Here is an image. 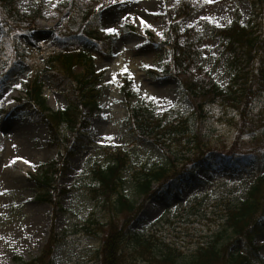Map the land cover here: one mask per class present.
<instances>
[{"label": "rangeland", "instance_id": "obj_1", "mask_svg": "<svg viewBox=\"0 0 264 264\" xmlns=\"http://www.w3.org/2000/svg\"><path fill=\"white\" fill-rule=\"evenodd\" d=\"M70 1L19 0L23 19L9 21L11 27L5 26L0 16V42L5 45V56L0 54V109L4 110L0 114V264H25L38 259L51 241L53 248L47 250L43 264H102L103 242L111 232L118 234L120 242L115 264H150L167 244L190 255L219 235L227 257L244 248L239 234L225 232L224 215L227 208L247 198L257 176L264 174V94L246 98L239 110L217 102L205 103V116L201 117L196 106L203 98L186 89L185 82L195 79L203 85L212 81L228 88L233 71L225 48L227 39L207 32V27H225L236 20L249 24L250 0H191L200 9L181 18L180 26L196 32L192 39L195 60L189 69L177 72H165L168 50L158 43L167 38L182 0H80L100 12L95 22L86 23L89 30L97 31L94 38L100 41L106 35L116 37L114 54L95 53V70L103 72L98 82L101 108L82 111L88 114L87 131L93 143L77 142L75 134L63 126L65 142L54 145L48 125L38 120L40 116H34L37 110L27 100L31 65L15 55L35 49L48 55L60 45L59 39L80 32L79 10L84 5L69 12L75 5V0ZM4 3L1 0L3 7ZM142 10L143 16L135 12ZM125 23H131L136 31H125ZM19 24L28 27H21L25 30L21 31L17 29ZM107 27L115 28L117 34L107 32ZM84 37L80 40L92 52L97 40ZM181 41L187 43L186 36ZM145 65L162 72L147 71ZM74 72L83 76V63L77 64ZM41 78L51 110L65 109L69 105L65 89L55 91L48 76L43 74ZM126 79L136 95L129 101L124 92ZM140 104L150 105L156 115L167 114L165 122L191 116L190 132L182 144L167 142L164 146L150 139H134L126 124L128 106ZM103 147L122 148L128 155L122 169L124 191L134 202L133 210L115 208V195L110 201L93 196L92 187L98 183L94 170L112 163L111 154ZM23 152L28 158L22 156ZM230 154L240 157L241 162L227 166L223 159ZM202 155L215 161L213 175L203 173L202 164L195 170V177L181 181L180 173L200 162ZM52 162L58 171L54 175L58 189L69 190L60 197V206L37 199L33 178L44 174L48 166L42 168L43 164ZM162 168L183 184L180 194L169 196L159 182L149 194L135 192L137 177ZM139 233L141 237H137ZM145 238L152 242L148 250L142 244ZM255 243L264 257V233L256 237Z\"/></svg>", "mask_w": 264, "mask_h": 264}, {"label": "trees", "instance_id": "obj_2", "mask_svg": "<svg viewBox=\"0 0 264 264\" xmlns=\"http://www.w3.org/2000/svg\"><path fill=\"white\" fill-rule=\"evenodd\" d=\"M252 6V18L248 25H244L239 21L233 22L232 25L222 28L218 26H210L208 32L214 35H222L228 38L226 50L230 52V67L233 70V76L227 90L220 88L216 83L209 82L201 84L196 80L185 82L186 89L196 94L198 90L203 91L200 94L204 102L200 103L196 110L202 116L205 111V103H219L227 108H240V105L245 102L246 98L252 99L254 95L264 94V0H250ZM7 10V19L14 20L20 15V11L15 0H7L4 3ZM181 12H194L189 2H184L179 9ZM83 24L93 23L98 19L99 14L92 16V11H81ZM89 20V22H87ZM70 26V24H69ZM126 26H129L126 25ZM129 29L134 31L133 27ZM87 32V29H85ZM97 34L94 29L90 30V34ZM169 42H164L160 46L168 50L170 61L166 62V72H170L171 68L176 70L188 69L195 60V47L192 39L194 34L188 32L182 33L180 27H173ZM187 36V43L182 44L181 37ZM75 36H68V42L61 40L59 49L44 54L42 60L39 56L32 55V59L36 60V66L45 71L51 84L57 88H64L65 95L69 106L62 111H52L43 96L44 83L41 81L40 73L37 72L33 80V86L28 92V102L32 107L36 108L34 116L41 117L43 122H46L50 130L52 144L63 145L65 138L62 137L61 126L65 125L71 129L79 143H92L87 132L83 129L87 127V121L83 117L82 111L84 108L90 111H96L100 108V99L102 91L98 88V82L101 73H97L96 59L97 55L89 52L81 40L75 39ZM71 41V43H69ZM113 42L111 38H101L99 41V51L105 54L113 53ZM69 46H75L78 50L74 53L64 52ZM86 68V73L83 76L77 75L74 72L75 65L81 64ZM156 71V70H155ZM154 71V73H155ZM125 93L130 98L134 97V93L128 90V85L125 87ZM249 99V100H250ZM129 115L126 119V124L129 132L134 139L145 140L150 139L160 145L167 146V142H172L175 145L182 144L186 134L190 132L191 116H181L180 118L164 122L165 117L158 116L154 113L150 105H133L128 106ZM239 110V109H238ZM112 153V163L107 167L99 166L94 170L97 185L92 187L94 197H104L111 200L115 195V208L118 210L134 209V202L130 201L125 190L124 168L127 162L128 155L123 150L105 149ZM123 152V153H121ZM203 168L210 169L212 159H207L206 156L200 157ZM55 162L49 164L44 174L34 178L37 186V199L42 202H48L54 206H60V197L68 192L65 189H58L57 179L55 174L57 169H54ZM195 165L192 169L196 170ZM164 169V168H162ZM190 171L180 173L183 178ZM193 173V172H192ZM135 192L145 195L152 190L154 183L159 182L161 187H166L167 192L179 190V182L175 177L168 174V170H151L147 171L136 179ZM91 187V186H90ZM160 187V186H159ZM224 219L226 222L225 232L231 230L239 234L243 241L244 248L233 252L227 257L226 252L222 249L220 242L221 235L217 240L203 243L192 254L187 255L180 251L179 248H173L170 244L164 246L160 254L153 257L150 264H264V257L259 254V249L254 246V239L264 232V225L261 221L264 218V175L259 176L254 185L251 187L247 198L239 204L226 209ZM262 219V220H261ZM144 240L145 250L150 248L152 242ZM163 242V241H162ZM120 242L118 234L111 232L103 242V257L102 264H115L114 258H117V253L120 250ZM163 244H166L163 242ZM55 246V245H54ZM52 241L46 246V250L38 259L26 262L25 264H40L46 259L47 250L52 249ZM116 256V257H115ZM114 262V263H113Z\"/></svg>", "mask_w": 264, "mask_h": 264}, {"label": "snow or ice", "instance_id": "obj_3", "mask_svg": "<svg viewBox=\"0 0 264 264\" xmlns=\"http://www.w3.org/2000/svg\"><path fill=\"white\" fill-rule=\"evenodd\" d=\"M209 2H211V0H209ZM107 32L111 33V34H117L116 33V29L113 27H107L105 29ZM146 68L151 67L150 65H145ZM153 100H155V97H152ZM109 139H114V138H109ZM13 163H15V161H13ZM25 163H28V161H25Z\"/></svg>", "mask_w": 264, "mask_h": 264}, {"label": "bare ground", "instance_id": "obj_4", "mask_svg": "<svg viewBox=\"0 0 264 264\" xmlns=\"http://www.w3.org/2000/svg\"><path fill=\"white\" fill-rule=\"evenodd\" d=\"M147 1H150V2H153V0H147ZM155 1V0H154ZM127 6V5H126ZM137 14H140V16H143L145 13H144V11L142 10V12H137V11H135ZM146 13H147V11H145ZM139 16V17H140ZM141 18V17H140ZM8 152H10L9 150H8ZM27 152L25 153V152H23V154H22V156L24 157V158H28L27 157Z\"/></svg>", "mask_w": 264, "mask_h": 264}]
</instances>
